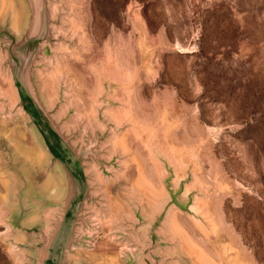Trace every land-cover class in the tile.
Here are the masks:
<instances>
[{
	"label": "rangeland",
	"instance_id": "rangeland-1",
	"mask_svg": "<svg viewBox=\"0 0 264 264\" xmlns=\"http://www.w3.org/2000/svg\"><path fill=\"white\" fill-rule=\"evenodd\" d=\"M46 7L53 42L34 71L43 104L57 106L79 145L108 129L104 168L90 166L91 246L69 264H124L128 226L153 219L178 243L177 264H264V0ZM24 10L0 0V26L8 17L18 30ZM6 57L0 48V103L9 105L0 104V264H27L3 216L15 187L36 217L49 210L55 185L38 135L15 109ZM180 180L196 213L173 211L167 224L161 210Z\"/></svg>",
	"mask_w": 264,
	"mask_h": 264
},
{
	"label": "water",
	"instance_id": "water-1",
	"mask_svg": "<svg viewBox=\"0 0 264 264\" xmlns=\"http://www.w3.org/2000/svg\"><path fill=\"white\" fill-rule=\"evenodd\" d=\"M25 10L18 30L13 28L8 17L0 26V48L7 57L4 67L11 76L17 94L15 109L25 115L28 127L32 128L48 156V170L55 188L50 194L49 210L33 217V202L28 201L27 191L13 189L11 205L3 216L11 231V241L23 252L27 264H69L68 257L77 250L90 248L92 228L90 209L96 205L91 165L100 159L105 130L87 135L82 144L75 143V133L65 131L57 116V106L47 108L43 104L34 78L36 64L45 53V43L53 42L52 21L47 11V0H19ZM2 109L8 107L3 100ZM7 109V108H6ZM13 109L11 110L12 113ZM95 165V164H94ZM23 183L26 180L23 179ZM180 180L168 192L169 199L161 213L167 215L179 211L195 215V199ZM97 206V205H96ZM32 214V215H31ZM163 223L153 219L140 226L130 223L129 235L124 237L130 250L122 256L124 264H177L175 240L162 235ZM172 224V223H171ZM84 264V263H81Z\"/></svg>",
	"mask_w": 264,
	"mask_h": 264
}]
</instances>
